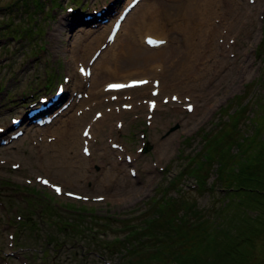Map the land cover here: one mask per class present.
Returning a JSON list of instances; mask_svg holds the SVG:
<instances>
[{"label":"rangeland","instance_id":"rangeland-1","mask_svg":"<svg viewBox=\"0 0 264 264\" xmlns=\"http://www.w3.org/2000/svg\"><path fill=\"white\" fill-rule=\"evenodd\" d=\"M128 1L56 0V6L53 0H0V126L12 130L6 135L15 131L11 129L12 117H25L31 104L39 105L42 96L50 100L61 82L66 86L54 122L40 127L24 121L20 128L25 134L0 145V264H123L122 253L104 247L116 235L124 241L127 230L123 233L119 229L123 223L119 222L130 217L132 223H141L139 215L143 212L155 211L167 197L179 199L182 189H194V174L186 173L181 180L176 177L189 167L204 137L216 132L215 122L220 120V109L227 101L241 95L256 78L264 77V62L255 52L264 28V0H214L211 12L190 25L194 33L200 31L205 38L195 37L188 49L181 44V38L187 36L171 31L172 25L163 35L144 32L169 39L172 46L181 47L195 59L194 50L201 48L199 38L208 47V52L200 56V63L205 62L200 66L205 72L202 79L195 81L191 89L179 87L161 94H180L182 103L184 97H190L195 112L187 113L178 102L160 104L151 119L153 126L147 125L142 100L147 98L149 86L123 92L119 102L108 101L109 95L102 90L112 77L117 78L110 68L118 54L117 45L113 50L112 45L106 49L111 53L97 66L101 54L91 65L93 77L84 78L77 69L78 63H87L88 58H82L84 51L91 55L104 43L110 23L102 20L115 18ZM98 12L101 15L97 17ZM195 12L196 18L202 17L197 9ZM87 16L91 19H85ZM136 19L121 37L123 41L133 38L134 45L142 44V37L137 42L140 34L134 25ZM208 30L215 32L211 39L206 38ZM155 63L149 64L152 73L148 75L156 76L155 71L161 80L160 73L165 67L169 71L172 63ZM192 63L189 58L188 64ZM65 76L70 78L68 82H64ZM137 77L140 74L132 76ZM258 86V96H263V83ZM78 93L90 98H79ZM121 102L131 103L133 108L122 110ZM64 103H69L68 107L59 112ZM253 106L251 117H256L259 111L256 104ZM97 110L104 114L101 124L92 119ZM221 120L226 121L227 115ZM118 121L123 124L121 129L116 125ZM86 124H91L93 134L90 157L81 151V130ZM100 125L102 128L97 129ZM49 137L53 140L47 141ZM114 143L119 145L117 149L112 148ZM146 146L151 149L140 150ZM127 154L131 163L126 162ZM13 164L20 168L12 169ZM131 168L137 171L135 177L130 174ZM199 173L203 177L206 170ZM36 176H47L65 191L81 193L89 201L56 195L36 182ZM214 177L212 172L207 181ZM95 196H103L104 200L93 201ZM185 197L197 198L202 207L208 206L206 212L212 216L210 195L201 197L192 190ZM220 205L221 201L217 203ZM101 219L112 223L102 226ZM255 255L250 264H264L263 240L257 242Z\"/></svg>","mask_w":264,"mask_h":264},{"label":"trees","instance_id":"trees-1","mask_svg":"<svg viewBox=\"0 0 264 264\" xmlns=\"http://www.w3.org/2000/svg\"><path fill=\"white\" fill-rule=\"evenodd\" d=\"M255 52L264 62V28ZM262 69L264 73V63ZM261 83L264 77L256 78L227 101L215 122L216 132L202 139V148L176 177L194 174V189L181 188L179 199L167 197L155 211L143 212L141 223H132L130 217L119 222V229L127 230L124 241L116 235L104 247L122 253L123 264H250L255 258L257 242L264 241V95L256 91ZM255 104L258 116L251 117ZM224 114L227 120L222 122ZM203 169L206 175L201 177ZM212 172L214 180L208 182ZM192 190L201 197L210 195L212 216L197 198L185 197Z\"/></svg>","mask_w":264,"mask_h":264},{"label":"bare ground","instance_id":"bare-ground-1","mask_svg":"<svg viewBox=\"0 0 264 264\" xmlns=\"http://www.w3.org/2000/svg\"><path fill=\"white\" fill-rule=\"evenodd\" d=\"M205 1L206 0H153V2L150 4L149 1L142 0L134 8V10L131 11V13L126 17L125 21L122 23L119 32L117 34V37L115 39L114 45L111 47L112 48L111 50H113L114 46L117 45V49H118V54H115L117 56L114 60H112L113 64L110 67L111 70L114 69L113 72H115L117 78L110 77L111 79L109 83L124 82L125 80L121 78L126 77L131 79L132 76H135L137 74H140V77H137L135 79L145 78V77L149 78L151 76H149L148 74L152 73L148 67L149 64H154L159 60H163L172 64L169 65L170 67L169 71L165 67L163 72L160 73V78H161L159 85L160 93L166 90L177 89L179 87H182L183 90H185V88L191 89V87L194 86L193 85L194 82L195 81L198 82L200 79H202L201 77L205 75L204 68L200 67L203 63H205L204 61L200 63V56L208 52V47L205 44V42L201 40V38H199L198 47L201 48L200 50H194L197 52L195 59V57H189V55L186 54L185 51H182L181 47L172 46V43L169 39H166L167 43L163 47L162 46L159 48L148 47L144 42V38L146 36H150V34L144 32H147L146 30H151V32H155L159 35H163L165 32H167L168 29L166 28L168 27V25H172V29H170L171 31H175L177 35L182 33L183 35L187 36V39L181 38V44L186 45L187 46L186 49L190 48L193 45L192 40L195 37L201 36L202 38H205V36H203L202 33H200V31L194 33L193 29L191 28L192 21L200 22L204 16H206L208 13L211 12V8H212L211 6L213 5L214 0H207V3H205ZM228 2H231V0H228ZM145 7H147L146 9L147 12L144 13L142 16H139V13ZM196 9L199 11L202 17L196 18V16H198V13L195 12ZM98 16L100 15H97V17ZM134 17H137L136 19L137 22H135L134 25H136L135 27L138 29L137 32L140 34L137 35L138 36L137 42L139 41V37H142V44H137V45L132 44V42L134 41L133 38H128L124 41L121 40V37L125 35L128 29L127 26L132 22ZM179 20H181L180 21L181 24H177V21ZM105 36L104 38H106ZM214 36H215L214 31H210V30L207 31L206 34L207 39L208 38L211 39ZM159 38H163V37H159ZM111 50L110 49L106 50L101 54L102 56L100 60L96 63V66L100 62H102L108 54L111 53ZM91 55H88L84 51L82 53V58L83 59L88 58L89 60ZM189 58H192V62H193L192 64H188ZM96 66L94 69H96ZM94 74L95 73L93 74L91 73L92 75L91 77H93ZM153 74L156 75L154 77L158 76L155 73V71L153 72ZM104 85L103 87L105 88ZM104 88H103V92H104ZM145 88L147 87H144L142 89ZM139 89L140 88L135 89V91H138ZM179 92L182 93L180 90ZM91 94L94 95V92L92 90H91ZM177 96L179 100L183 99L180 94H177ZM47 110L48 109H46L45 111ZM155 110L158 111V107H156ZM194 112L195 109L193 113ZM38 115H36L35 117H37ZM103 120L104 118L99 120L97 124H101ZM27 121L30 120L28 119ZM100 128H102L101 125L97 129ZM76 143L78 144L79 142L77 141ZM76 148H78L77 145ZM92 154L93 153H91V155ZM77 177H81V176L78 174ZM67 183L70 184V181H68ZM95 197H99V196H95Z\"/></svg>","mask_w":264,"mask_h":264},{"label":"snow or ice","instance_id":"snow-or-ice-1","mask_svg":"<svg viewBox=\"0 0 264 264\" xmlns=\"http://www.w3.org/2000/svg\"><path fill=\"white\" fill-rule=\"evenodd\" d=\"M154 43V42H152ZM142 84H146L147 81H142L140 82ZM137 85L134 83V84H129V85H123V84H114V85H109V89L110 90H115V89H123V88H126V87H136ZM152 107H155V105H152ZM192 109L189 108V111H191ZM85 135H88V133H85ZM41 183L43 184H48V181L46 180H42ZM55 191L57 194H60L61 192V189L59 188H55ZM69 195H72L71 193H69ZM76 199H81V197H75Z\"/></svg>","mask_w":264,"mask_h":264},{"label":"water","instance_id":"water-1","mask_svg":"<svg viewBox=\"0 0 264 264\" xmlns=\"http://www.w3.org/2000/svg\"><path fill=\"white\" fill-rule=\"evenodd\" d=\"M150 148L149 147H147L146 149H145V151H148Z\"/></svg>","mask_w":264,"mask_h":264}]
</instances>
